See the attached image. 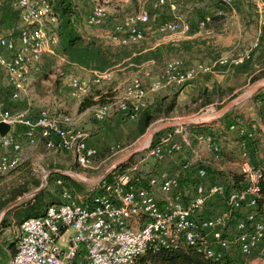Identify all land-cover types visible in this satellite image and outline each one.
<instances>
[{
  "label": "built area",
  "instance_id": "2783aa9c",
  "mask_svg": "<svg viewBox=\"0 0 264 264\" xmlns=\"http://www.w3.org/2000/svg\"><path fill=\"white\" fill-rule=\"evenodd\" d=\"M180 1L156 0L154 9L170 6L175 10ZM212 2L216 6L214 12L197 11L195 22L183 14H174L160 24L159 30L185 37L194 29V23L198 32H202L208 30L214 16L228 18L236 9V0H208ZM255 2L262 36L264 0ZM14 6L19 13L21 31L16 37L0 36V87L6 81L8 87H3L9 90V100L14 104L11 107L7 100H0V123L10 125L11 129L23 126L26 133L25 140L11 130L6 136L0 135V179L22 167L28 160L25 146L33 149L40 139L48 150L73 153L80 167L94 169L100 151L88 144V133L77 126L71 115L55 117L43 109L33 119L30 108H17L16 102L24 96L29 102L32 78L41 72L43 57L55 53L59 40L51 26L57 24V19L49 2L14 0ZM109 19L108 9L97 4L88 23L100 27ZM150 21V11L141 9L116 23L110 39L118 45L140 42ZM260 36L251 51L221 58L212 65L186 67L182 59H173L149 85L139 78L133 79L116 102L95 108V120L107 121L114 106L128 120H137L150 92L184 86L217 67L242 66L250 59L251 52L260 47ZM92 75L93 81L70 79L77 98L88 95L91 82L99 85L114 78L113 70L94 71ZM205 110L211 111L209 106ZM262 118L264 122V109ZM194 119L175 122L172 130L162 134L154 145L153 139L143 148L147 150V158L112 172L94 184L88 194L74 195L63 180L55 181L56 186L62 187L63 202L50 205L41 216L22 222L10 264H137L151 248L175 250L184 245L197 249L216 264H251L254 256L264 259V209L259 210L264 164H254L248 149V142L255 141L260 125L254 122L249 127L230 126L232 132L244 138L239 149L243 181L240 189L227 193V185L234 184V175L226 173L225 165L216 164L225 159L224 145L216 140L214 133L191 129ZM204 123L197 122L209 125ZM148 158L159 161V166L151 175L137 176L140 163ZM168 162L176 166L173 173L161 171ZM206 166L224 173L227 184L213 182ZM222 203L226 204L224 208L212 213ZM206 212L209 214L205 215ZM240 212L245 213L246 220L238 222L236 235L230 238L227 235L230 221ZM233 247H237V255Z\"/></svg>",
  "mask_w": 264,
  "mask_h": 264
},
{
  "label": "rangeland",
  "instance_id": "374dc122",
  "mask_svg": "<svg viewBox=\"0 0 264 264\" xmlns=\"http://www.w3.org/2000/svg\"><path fill=\"white\" fill-rule=\"evenodd\" d=\"M155 1L156 0H79L80 4L84 5L88 9L94 8L97 4L105 6L110 13V17L112 19L118 18L120 19L119 21L124 20L130 15L138 13L141 9H149V7H154L153 4L155 3ZM198 2L207 6V0H198ZM193 5H187L186 8H182L183 10H178V6L175 10H172L170 6H165L160 9L164 11L163 13L165 15L162 18H173L174 14H183L187 16L190 14ZM200 9H203V7H201ZM190 16L191 15H189L188 17ZM252 17L249 22L251 21V24L253 25L249 28L245 26L243 29H241V37H243L240 39L241 41L239 40L240 31L236 26H234L237 25V23L236 21H233L235 20V18L232 17L224 18L226 22L230 21L229 27L228 25L226 27L225 22L223 24L225 25V28L221 24L222 26L218 27L211 33H201L196 37L189 38L161 32L159 30V27L161 24L160 20L162 18L159 16L158 9H154V11H152L151 13V21L145 27V38L140 42L131 43L137 46V48L141 51L139 62L131 64L128 68L113 70L114 78L112 81L103 82L99 85L91 82L90 90L99 89L104 86H114L116 87L118 96L122 97L121 95L124 93V87L128 85L133 79L139 78L140 80H143L145 83H147V85H149L152 81L157 79L158 74L163 70L166 63L173 59H182L185 62L186 67H195L200 64L210 65L221 58H227L232 55L251 51L254 44L253 42L255 40L254 38L259 31L257 21L255 20V22L253 23L252 19L254 17ZM85 23L91 36L93 35L94 37H98L106 41L107 43L114 44L105 36H100L103 33L110 32L111 26H109L108 24L104 27L92 26L87 22V20H85ZM0 36L5 35L0 34ZM65 63V59L57 53L56 48L53 55H45L43 57L41 63V72L32 78V81L40 78L39 83L36 85V90L38 91V96L40 99H46L48 91L54 89L53 79L57 80L56 82H61V88L63 87V92L70 89V79L72 77H78L81 79L93 81L92 72H88L87 70L85 71L84 69L76 67H72L71 69L67 70L64 68ZM230 70H232V68H230ZM147 73H150L149 76H147ZM47 75L49 77L51 75L52 78H48ZM206 83H209V85L207 86V84H197V86L193 88L192 91H190L191 87H189V92H184L182 95H180L179 99L182 104L189 102L191 97H193L197 93L198 88L202 86L209 88H231L232 90L227 91L226 95L221 98L220 102L216 101L213 106H209L211 109L210 112H207L205 109L203 111L194 109L190 112L186 110H182L183 112L179 111L171 117L158 119L148 128L147 132L144 135L139 137H136L138 120L132 121L128 119H122L121 121L123 122L118 125L116 121L108 118L109 121L107 120L108 122L106 121V123H104L102 127L105 128L106 126H113L115 128H113L110 132H106L105 134L106 138L104 140L107 143H109L110 141L111 144H108L109 146L105 148L106 150H104V153H101L103 154V156L100 160L98 159L99 168L97 170L83 169L82 167H79V165L76 163V160H74L75 156L72 153L65 152V154H61V152L39 149L38 153L29 158V160H27L25 164H23V166L20 167L17 171L10 173L0 179V194L9 195L8 193L12 189L23 184V182H27L32 185L34 180L39 181L41 187L44 179H46V184L44 185V188L42 190L46 193V199L48 201L53 199L61 200L62 194H60V188L59 186L55 185V182L51 178L52 174L56 173L57 170H65L64 172H69L75 177L73 179L76 180L81 190L72 187L71 190L73 192L80 195L88 194L93 185L100 182L106 175L107 171L115 164H125L129 162L132 164L140 162L144 158H147V150L143 148H145L149 144V142L150 144L152 143L156 133L162 130H170L175 122H188L191 121V119L200 117L202 115H205L201 118L202 120L199 118L194 119V121L196 122H193L192 125L198 126L200 124H197V122L200 123L201 121L205 122L204 124L209 125L218 122V126L210 128L212 130L211 133H214L216 140L219 143L225 145V159L217 161L216 164H227L228 169L226 173L234 176L240 175L239 165L242 162V153L240 152V150L238 151V149H240L238 145L236 146L231 143H235L236 140L238 141L239 139L240 141H244V138H241L237 136L235 132H232L230 130V126L232 124H238L243 125L244 127H249V125L254 122L258 123L259 125L262 124L263 109L261 110L255 107L257 101L256 99H254V95L259 91H264V77H261L255 82H253L252 80L250 82L247 80L241 81L239 77H234L223 79L220 81L208 80ZM193 84L194 82L191 83V85ZM5 87H8L6 81ZM256 87H259V89H257L253 94L250 95L249 92L251 90H254V88ZM176 90L177 88H165L157 92H150L146 99V103H150L156 97L166 95ZM243 96H245L244 100L234 105L227 112L230 115L229 119H221L222 117H218V115H220L219 112H222V110H224V108H226L230 103ZM64 97V95H59L60 99H64ZM115 110L116 109H114V111ZM70 113L73 116H76L74 111ZM88 121L91 122V126H89V128H87L88 126L84 127L86 129L84 131H86L87 133H91L93 131L101 130L102 127L93 126L94 123L92 112L89 113ZM260 133L262 134L261 130L259 129L257 137L255 141L252 142V144L257 143V145H260L257 140L261 138L260 136H262ZM234 138H236L235 141L233 140ZM177 160L179 161L181 160V158H178ZM251 160L254 164L257 165L264 164V149L260 151V155H253L251 153ZM63 161L67 164L63 163ZM159 164L160 162L156 159L148 158L146 161L140 163L137 176L146 177L148 175H151L155 172ZM218 180V182L227 184L226 175H224V178L220 177ZM39 188L33 189L17 200H23L21 203L30 200L31 198H33V193ZM225 205V203H222L219 206L217 204H214V207H218L214 209L212 213L222 210ZM4 211L5 209L0 211V227L1 221L5 217L4 216L2 218ZM208 214L209 212H206L205 215ZM11 231L13 235L14 228H12ZM236 231L237 230L233 226V224H230L227 235L230 238H233L236 235ZM7 233L11 234L10 231H7ZM233 252L235 255H237V247H233Z\"/></svg>",
  "mask_w": 264,
  "mask_h": 264
},
{
  "label": "trees",
  "instance_id": "16d2710c",
  "mask_svg": "<svg viewBox=\"0 0 264 264\" xmlns=\"http://www.w3.org/2000/svg\"><path fill=\"white\" fill-rule=\"evenodd\" d=\"M40 1V0H38ZM52 5V14L57 19L56 25H51L53 32L58 37L59 43L56 47L57 53L65 59V69H71L72 67L85 69L89 72L94 71H108L121 68H128L131 64L139 62L141 56L140 50L134 44L127 45H114L107 43L106 41L94 37L88 32L87 25L80 10L79 0H45ZM208 1V0H207ZM244 8L243 24L247 28L251 27V19L253 15V23L255 22L256 7H254L253 0H236V6L242 5ZM154 6V4H153ZM154 9V7H153ZM204 10V9H201ZM200 10V11H201ZM200 16L201 13H199ZM151 16V13H150ZM214 23L220 25L224 21V17L214 16ZM246 28V29H247ZM20 21L19 13L15 9L14 0H1L0 1V34L5 37L18 36L20 33ZM264 34V33H263ZM264 40V35L260 37V46ZM140 54V55H138ZM154 54V53H151ZM212 65V64H211ZM243 66V65H242ZM241 67V66H240ZM237 67V68H240ZM227 68V67H225ZM235 68V69H237ZM48 76V75H47ZM264 77V71L254 75L251 80L253 82ZM49 78V76H48ZM196 80V79H195ZM194 80V81H195ZM250 80V81H251ZM192 81V82H194ZM192 82L180 87H170L176 89V91L170 92L166 95L156 97L152 102L146 103V107L140 113L137 121V134L136 137L144 135L148 128L160 118H168L175 113L182 110L190 112L191 110H203L208 106L215 104L216 101H221V98L226 95L227 91H231V88L220 87H199L197 93L191 97L189 102L182 104L179 97L182 91L190 85ZM59 84V81L57 82ZM81 102L79 112H84L96 105H105L116 102L117 93L114 91V86H104L99 89H92ZM98 97V99H95ZM254 99L257 102H261V110L264 109V91H259L254 95ZM12 107V106H11ZM113 109H118L114 107ZM230 118L229 113L225 114L221 119ZM125 119H127L125 117ZM136 121V120H135ZM191 129L201 130L211 133V127L204 125H190ZM162 130L155 134L154 145L158 138L167 131ZM254 146L249 141L248 149L254 155ZM131 163H125L116 168L113 172L122 171L126 169ZM206 169L211 176L213 182H216L220 177L224 178V174L216 171L210 166H206ZM55 182L59 179L64 181V185L69 189L72 187L81 190L80 186L72 177L66 174L54 173L51 176ZM243 181V177L240 175L234 176V184L227 185V193L232 190L240 189V183ZM33 185V186H32ZM23 182V184L12 189L8 194H0V211L9 206L10 203L16 201L18 198L29 193L33 189L40 187V182L33 181V184ZM35 187V188H34ZM60 194H62V187H60ZM75 195L76 193L71 190ZM262 195L263 199L260 201L259 210L264 209V180L262 181ZM46 193L41 191L39 194L31 198L30 200L21 203L15 208L9 210L5 217L1 221L0 227V264H9L10 259L13 257L17 248L16 230L20 227L22 222L30 217L41 216L45 210L53 204H60L63 202V198L60 200L53 199L47 200ZM60 198V197H59ZM11 216V217H10ZM246 220L244 212L236 213L230 224L236 228L238 222ZM14 228L12 235L11 229ZM10 230L11 234L7 231ZM137 264H216L207 260L203 254L199 253L197 249L189 246H181L178 249H166V248H151L144 255H142Z\"/></svg>",
  "mask_w": 264,
  "mask_h": 264
},
{
  "label": "crops",
  "instance_id": "0c3cea01",
  "mask_svg": "<svg viewBox=\"0 0 264 264\" xmlns=\"http://www.w3.org/2000/svg\"><path fill=\"white\" fill-rule=\"evenodd\" d=\"M187 5H193L192 6V10L190 11V14H189L191 16L190 17H188L189 15L186 16L190 21L195 18L197 11L201 10L200 9L201 7H203V9H204V10H201V12H203V13H204V11H205V13H212V12L215 11V7H216L215 6V3H213V2L212 3H208V1H207V6H206V5L202 4V3H199L198 0H181L180 3H179V5H178V10L179 9H182V8H186ZM254 5H255L254 7H256L257 2H255ZM244 8H247V7H245L244 6V3L242 2V5L236 6V9H233L232 10L233 12L229 11V12H231V14H230L229 17L230 18L231 17L232 18H235V20H233V21L234 22L236 21V23H237V25H234L235 23L233 25L236 26L238 28V30L240 31V33H239V36H240L239 37V40L241 38H243V37H241L242 36L241 29H243L245 27L244 24H243V21H242L243 18H244V14H243L244 13V10H243ZM92 9L93 8L88 9L84 5H81L80 4V10H81L82 16L84 17V20H87V22H88V19H89L90 15H91ZM148 10L150 11V13H152V11H154L153 7H149ZM158 11H159V16L161 18L163 16H165L164 13H163L164 11H162L160 9ZM254 11L257 14V10L255 9ZM169 19H171V18H165V19L162 18L160 20V22L162 23L163 21L169 20ZM255 19L257 21V24H258V27H259V31H258L256 37L254 38L255 39L254 42L260 36V32H261V28L259 26V17H258V14H257V16H255ZM119 20L120 19H118V18H115V19L113 18L112 19L110 17L109 21H107V23H105L104 25H102L100 27H104V26H106L108 24L109 26H111V31L110 32H107V33H103L100 36H102V37L105 36L106 38L110 39V34L112 32L113 26L116 23H118ZM193 22H195V20H193ZM225 22L226 21L224 20L223 22H221V24L223 25ZM221 24L220 25H216V23H214V21H213L209 25L208 30H204L202 32H198V30L195 28L196 24L194 23V29L192 30L191 33H189L185 37L191 38V37H196L197 35H200L201 33H211L214 30H216L218 27L222 26ZM225 24H226V27H227V25L229 27L230 26V21L229 22H226ZM231 26H232V24H231ZM223 27L225 28V25H223ZM173 35H176V34H173ZM262 41L263 42H262L261 46L258 49H255V50H253L251 52L250 59H248L243 64V66H241L240 68L230 70V69L225 68V67H217L210 74H200L196 78V80L194 81V84L193 85L190 84L189 86H187L182 91V94L184 92H189V90H188L189 87H191L190 91H192L193 88H195L197 86V84H199V85L207 84V86H208L209 83H206L208 80H210V81H212V80H214V81H216V80L220 81V80L227 79V78L229 79V78L239 77V79L241 81L247 80V81L250 82L251 78L254 75L260 73L261 71H264V40H262ZM49 78L51 79L52 76L50 75ZM53 80H54V89H51V91H48V93H47L48 95H47L46 99L45 98H43V99L41 98L40 99L39 96H38V91L36 90V85L39 83L40 78H37L36 80L32 81L31 86H30V90H29V93H28V97H29L28 101L29 102H27L26 96H24V99L22 101H17L16 102L17 108L18 109L30 108V114H31V117L33 119L36 118L39 115V113L41 112V110H43V109H48L52 113V115L55 116V117H61V116L65 115V114L71 115L75 119V121L77 123V126L79 128H81V129H83V130H86L84 127H87L88 126L87 128H89V126H91V122L88 121V117H89V113L90 112L93 113V123H94L93 126H95V127H97V126L98 127H102V125L104 123H106V121L105 122H102V123L101 122H98L94 118V111H95V108L98 105H96V106H94V107H92V108H90V109H88V110H86L84 112H79L80 104H81L82 100L85 97L84 98H80V99L77 98L73 94V90L71 89V87H69L70 89H68V91H64L63 92V87L61 88V86H62L61 85V82L59 81L60 83L57 84V82H56L57 80H55V79H53ZM1 86L3 87V86H5V84H3ZM2 87H0V100H7V102H9V104L12 106L14 103L13 102H10V100H9V93H8L9 90L6 89L5 87H3V88ZM114 91L117 93L116 87H114ZM88 94L91 95L92 93H88ZM59 95L60 96L61 95H64L65 96L64 99L63 98L60 99L59 98ZM117 95H118V93H117ZM95 99H98V97H96ZM261 106H262V103L261 102H257L255 104V107L257 109H261ZM73 111L76 114V116H73L70 113V112H73ZM110 118L113 119V121H116L118 125H120V123L123 122L121 120L122 119H125V116L121 112H119L118 109H116L115 111L113 109L112 110V114L109 117V119ZM109 119H108V121H109ZM217 123L218 122L213 123L212 125H204V126L213 128L214 126L215 127L218 126ZM113 128H115V127H113V126H111V127L110 126H106L105 128L102 127L101 130H99V131L97 130V131H93L91 133L88 132V135H89L88 144L90 146H92V147L97 148V150L100 151V156L98 158L99 160L103 156V154H101V153H104V150H106L105 148L111 144L110 141H109V143H107L104 140L106 138L105 137L106 136L105 134H106V132H110ZM260 130L262 132V134L260 133L262 136H260L261 137L260 139H257L258 140V143L260 145H257V143H254L253 144V146H254V148H253L254 149V154H256V155L257 154L260 155V151L262 149H264V122H262V124L260 125ZM11 132L12 133H15L16 135H18V137L20 139L25 140V133H26V128L25 127H23V126L13 127L11 129ZM233 140L235 141L236 138H234ZM231 144H234L236 146L238 145L239 147H241V141H240V139L238 141L236 140L235 143L233 142ZM224 147H225V145H224ZM39 149H46V150H48L46 148V143H45L44 140H41L40 139L39 144L35 148H33V149H29V147H27V145H26L25 146V150H24L25 156L29 160V158H31L32 156H34L35 154L38 153ZM238 151H239V149H238ZM53 152H61V154H65L64 151H59V150H56V151H53ZM98 159L94 162V164H95L94 169H91V170H97L99 168V166H98V162H99ZM63 163L67 164L64 161H63ZM225 166L227 167V164H225ZM175 169H176L175 164L174 163L172 164L171 162H168V163H166L162 167L161 171L173 173L175 171ZM57 171H56V173L63 174L65 170L64 171L63 170H59L58 172ZM65 173H69V172H65ZM68 175H70V173ZM17 230H16V233H17ZM8 231H10V230H8ZM11 260H12V258L10 259L9 264H10ZM250 260H251V264H264V259L259 258L257 256H254Z\"/></svg>",
  "mask_w": 264,
  "mask_h": 264
},
{
  "label": "water",
  "instance_id": "95a60500",
  "mask_svg": "<svg viewBox=\"0 0 264 264\" xmlns=\"http://www.w3.org/2000/svg\"><path fill=\"white\" fill-rule=\"evenodd\" d=\"M263 87V86H262ZM257 89H259V87H256V88H254V90H251L250 92H249V94L251 95V94H253ZM248 94V93H247ZM248 94V95H249ZM245 96H247V95H245ZM245 96H243V97H241V98H238V99H236V100H234L232 103H230L226 108H224V110H222V112H219V114L220 115H218V116H223V115H225L234 105H236V104H238L240 101H242V100H244V98H245ZM11 130V126L10 125H8V124H5V123H0V135L1 136H6L8 133H9V131ZM123 163H117V164H115L112 168H110L108 171H107V173H106V175L102 178V180L103 179H105L106 177H108L116 168H118L120 165H122ZM63 173V172H62ZM63 174H69V173H63ZM68 176H72V175H68ZM72 178H75L74 176H72ZM46 184V179H44V181H43V184H42V186L37 190V191H35L34 193H33V195H32V197H34V196H36L37 194H39L42 190H43V188H44V185ZM23 200H17V201H15V202H13L12 204H10L8 207H6L5 208V211H4V213H3V215H2V218L7 214V212L9 211V210H11L12 208H14L15 206H17V205H19L21 202H22Z\"/></svg>",
  "mask_w": 264,
  "mask_h": 264
},
{
  "label": "bare ground",
  "instance_id": "6f19581e",
  "mask_svg": "<svg viewBox=\"0 0 264 264\" xmlns=\"http://www.w3.org/2000/svg\"><path fill=\"white\" fill-rule=\"evenodd\" d=\"M199 119H201V118H199ZM201 120H202V119H201ZM149 143H150V142H149ZM148 145H149V144H148ZM148 145H147V146H148ZM147 146H146V147H147Z\"/></svg>",
  "mask_w": 264,
  "mask_h": 264
}]
</instances>
